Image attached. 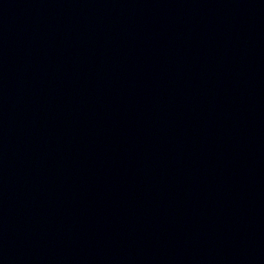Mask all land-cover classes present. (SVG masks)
<instances>
[{"label":"water","instance_id":"95a60500","mask_svg":"<svg viewBox=\"0 0 264 264\" xmlns=\"http://www.w3.org/2000/svg\"><path fill=\"white\" fill-rule=\"evenodd\" d=\"M0 264H264V0H0Z\"/></svg>","mask_w":264,"mask_h":264}]
</instances>
